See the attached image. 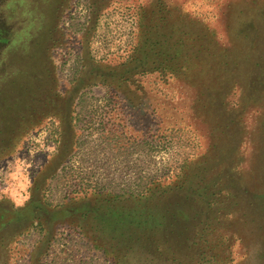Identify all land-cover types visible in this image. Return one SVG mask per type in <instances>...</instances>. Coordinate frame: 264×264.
Listing matches in <instances>:
<instances>
[{"label":"rangeland","instance_id":"374dc122","mask_svg":"<svg viewBox=\"0 0 264 264\" xmlns=\"http://www.w3.org/2000/svg\"><path fill=\"white\" fill-rule=\"evenodd\" d=\"M145 1L0 0V108L15 105L16 110V105L26 103L33 111L26 113L29 127L13 154L0 158V203L23 207L29 200L35 181L44 177L59 151L61 119L70 110L65 100L75 88L71 111H89L87 118L82 116L85 122L91 115L95 120L96 111V121L104 122L74 130L79 144L65 153L66 189L81 193L140 189L159 175L174 180L183 165L189 166L199 178L194 183H211L208 194L213 195L208 205L190 201L184 206L190 214L186 227L196 223L195 213L202 209L212 215L205 264H264V0H191L230 61L225 84L220 86L213 74L209 76L212 95L224 98L225 106L218 105L201 119L194 117L192 108L195 112L204 98L198 89L191 91L177 82L169 81L168 87L152 84L158 81L154 78L151 85L145 81L144 87H153L156 97L128 93L123 95L125 107L111 104L104 111L99 106L104 105L100 100L108 93L107 85L80 87L89 66L126 60L137 32L138 9ZM230 7L249 22L244 25L249 32L237 38L227 30L233 21L229 14L220 16V8ZM85 92L86 103L79 105ZM157 99L163 104L162 129L152 127L143 133L135 122L124 130V114L131 112L127 100L135 103L134 108L146 100L148 109ZM132 113L141 115L140 110ZM178 196L174 203L181 205ZM23 228L14 225L0 234V264H113L83 239L71 237L73 228L58 229L61 235L42 251L40 235L22 234ZM129 260L164 264L139 251Z\"/></svg>","mask_w":264,"mask_h":264},{"label":"trees","instance_id":"16d2710c","mask_svg":"<svg viewBox=\"0 0 264 264\" xmlns=\"http://www.w3.org/2000/svg\"><path fill=\"white\" fill-rule=\"evenodd\" d=\"M196 9L191 0H146L138 9L137 32L126 60L111 66L101 63H96L95 67L89 66L90 72L86 80L82 79L80 87H95L101 83L107 85L108 93L100 100L104 105L99 106L103 111L111 104L125 107L123 95L128 93L148 97L154 94L156 97L153 87L147 90L143 83L146 81L151 85L153 78L158 81H152V84L162 82L167 85L172 81L170 84L176 85L177 82L191 91L198 89L204 101L196 107L195 112L192 108V114L197 119L206 117V113H211L218 105L224 107L225 99L212 95L209 76L213 74L212 79L216 84H225V70L230 61L222 45L214 40L215 32L206 18H202ZM230 9L225 11L220 8V16L229 14V19L234 22L229 24L227 30L237 38L249 32L250 29L244 26L249 22L242 21V12L238 9ZM236 13L240 15L236 16ZM74 89L65 100L70 110L69 115L61 119L64 126L62 133L60 131L58 153L45 168L44 177L35 181L30 198L23 207H8L7 203H0V234L14 228V225L24 227L22 234L34 231L40 235L42 251L56 240L57 235H61L58 229L63 232L64 228H73L71 237L83 239L90 248L94 247L113 264H131L129 259L137 251L151 255L164 264L209 262V234L212 232L210 212L202 209L200 214L195 213V224L183 226L190 218L185 204L194 201L195 204L201 202L208 205V197L213 198L208 194L211 183H194L199 178L190 172L189 166L186 168L183 165L174 180L159 175L140 185V189L116 192L103 188L84 190L82 193L66 189L69 186L64 165L66 155L79 144V133L75 137L74 130L79 131L85 126L93 128L98 122L103 126L104 122L103 119L96 121V111L95 120L91 115L87 122L83 121L82 116L87 118L91 114L89 111L76 114L71 111ZM86 93L79 97V105L86 103ZM127 101L131 112L124 109L127 118L124 119V130L128 128L126 124L133 128L135 122L140 123L143 133H148L152 127L162 129L163 104H159L158 99L150 102L148 109L146 100L136 109L133 101ZM139 110L141 115L132 113ZM28 111H32V107L26 103L16 105V110L15 105L0 108V158L8 157L15 151L19 139L29 127L26 123L30 118V115H26ZM159 113L160 119L155 120ZM16 121L17 126L14 125ZM173 129L169 130L170 133L176 132ZM147 140L143 142L147 143ZM46 180L51 182L47 184ZM176 194L182 196L181 205L174 203ZM93 224L97 225L96 230H92Z\"/></svg>","mask_w":264,"mask_h":264}]
</instances>
